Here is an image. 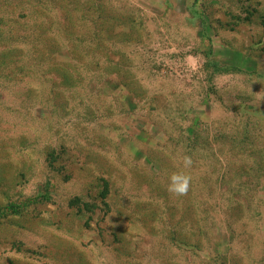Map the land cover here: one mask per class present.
Here are the masks:
<instances>
[{"label": "rangeland", "instance_id": "374dc122", "mask_svg": "<svg viewBox=\"0 0 264 264\" xmlns=\"http://www.w3.org/2000/svg\"><path fill=\"white\" fill-rule=\"evenodd\" d=\"M0 264H264V0H0Z\"/></svg>", "mask_w": 264, "mask_h": 264}, {"label": "clouds", "instance_id": "9594fccd", "mask_svg": "<svg viewBox=\"0 0 264 264\" xmlns=\"http://www.w3.org/2000/svg\"><path fill=\"white\" fill-rule=\"evenodd\" d=\"M192 159L190 156H184L183 166L188 169L192 166ZM169 182L167 185V191L175 196H186L190 191L192 177L183 171L174 172L169 176Z\"/></svg>", "mask_w": 264, "mask_h": 264}, {"label": "trees", "instance_id": "16d2710c", "mask_svg": "<svg viewBox=\"0 0 264 264\" xmlns=\"http://www.w3.org/2000/svg\"><path fill=\"white\" fill-rule=\"evenodd\" d=\"M64 83H66V82H64ZM254 189H255V188H254ZM11 209H12L13 213L16 212L14 206H12Z\"/></svg>", "mask_w": 264, "mask_h": 264}]
</instances>
